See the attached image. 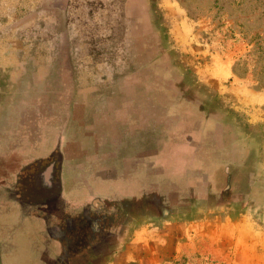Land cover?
<instances>
[{
  "label": "rangeland",
  "instance_id": "1",
  "mask_svg": "<svg viewBox=\"0 0 264 264\" xmlns=\"http://www.w3.org/2000/svg\"><path fill=\"white\" fill-rule=\"evenodd\" d=\"M73 99L114 135L124 104L125 167H145L137 189L156 196L151 211L133 198L88 210V264H264V0H0V115L28 102L64 114ZM58 137L13 149L0 194ZM29 171L22 195L39 204L50 171Z\"/></svg>",
  "mask_w": 264,
  "mask_h": 264
},
{
  "label": "crops",
  "instance_id": "2",
  "mask_svg": "<svg viewBox=\"0 0 264 264\" xmlns=\"http://www.w3.org/2000/svg\"><path fill=\"white\" fill-rule=\"evenodd\" d=\"M73 100L62 104L67 106L64 114L54 108L57 106L55 104H52L53 108L49 107L52 112L47 116L30 114V110L40 107L41 103L28 102L11 103L16 109L10 115H0V123H7L6 126H0V169L5 168L4 160L13 149L29 151L30 148H38L41 145L39 142L49 134V130L59 136L54 141H48L45 156H32L31 159H35L29 166L21 167L5 178L2 184L6 187L5 193L0 194L3 197L0 198V264L10 263V256L13 260L21 258V261L26 256H32L36 264H88V241L82 245L76 237L79 226L84 227L82 232L88 234V210H100L114 202L117 203L115 207L122 206L132 198L133 209L139 210L143 206L151 211L152 206L155 208L156 196L150 188L143 195L137 189L142 183L139 179L149 177L150 172L147 173L146 168L139 164L131 171L125 167V159L132 158L134 153L125 154L127 140L123 130L126 119L124 104L122 110L113 116V124L117 126L116 139L114 132L109 130L108 115L98 117L91 113L88 99L84 103L78 99ZM53 101L61 104L60 100ZM6 109L10 107L3 111ZM150 116L149 106L148 124L151 123ZM135 121L130 126H135ZM145 124L139 132H146ZM148 131L149 145L151 129ZM153 141L155 147L156 139ZM151 151L150 146L144 150L143 153H148L144 156V163L156 162V153ZM38 162L41 168L50 171L47 176L49 186L42 182V194H48L49 198L36 204L24 198L20 183L27 181L29 170ZM120 180L128 184L129 188L124 189L122 183L120 189ZM135 183L137 186L134 189ZM56 184L58 187L55 189ZM71 247L84 252L72 255L66 253Z\"/></svg>",
  "mask_w": 264,
  "mask_h": 264
}]
</instances>
